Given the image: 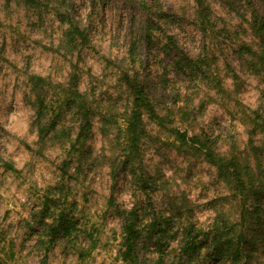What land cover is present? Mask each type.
<instances>
[{
  "label": "clouds",
  "instance_id": "9594fccd",
  "mask_svg": "<svg viewBox=\"0 0 264 264\" xmlns=\"http://www.w3.org/2000/svg\"><path fill=\"white\" fill-rule=\"evenodd\" d=\"M262 26V0H0V264H132L130 222L138 264H264Z\"/></svg>",
  "mask_w": 264,
  "mask_h": 264
},
{
  "label": "trees",
  "instance_id": "16d2710c",
  "mask_svg": "<svg viewBox=\"0 0 264 264\" xmlns=\"http://www.w3.org/2000/svg\"><path fill=\"white\" fill-rule=\"evenodd\" d=\"M261 30H262V32H264L263 27H262ZM76 34L77 35H81L80 33H76ZM261 63H264V60H262ZM176 64L179 65L178 62H176ZM133 91H134V93L136 95L137 105L138 106L139 105H144L145 107H147L149 109V111H152L151 106L149 105V103H148V101L146 99L144 87H142L139 82H137L135 84V86L133 87ZM81 110L84 113L85 120H87V109L86 108H82ZM153 116H155V113H153ZM139 123H140L139 116H138L137 113H134V123H133L130 131L135 133L136 129H137V125ZM181 139H183V136H181ZM138 144H139V139L134 137L133 138V144H132V151H133L134 154H138V152H139ZM204 146L205 145L202 144V147H204ZM209 156L212 157V153L211 152H209ZM239 167H240L239 163H237L234 160V161L230 162L227 165L222 164L221 165V171L227 175V173H228L230 168H235V169L238 170ZM140 182L142 184L147 183L143 179H141ZM249 183H250V181H249ZM240 188H241V190H246L247 193H248L247 196L245 197V200H244L245 212H246L247 211L246 208H247L248 202L250 200L256 199L258 197L259 188L257 186H255V185H252L251 187L245 189V183H243V182L240 183ZM61 219H63V217ZM135 219H136V215H135V212H133L132 213V220L134 221ZM161 222H165L166 223L167 221L160 220V217L158 216L156 218V220L154 221V223L151 225L152 232H155L158 229V226H159V224ZM245 223H246V218H245ZM127 231H128V234H129V239L127 241V243H128V255L131 256L132 264H138V258H137V256L134 253H135V246L137 244V240L140 238L141 233H139V232H137L135 230V228H134V226L132 225L131 222L129 223ZM152 232H149L147 236L152 237ZM163 235H166V233H164ZM240 238H241V240H243L244 236L241 235ZM213 244L215 245V247L217 249H219L220 247H226V248L230 249L232 247V241L230 239H226V240L217 239V240H215L213 242ZM190 251L193 254L198 251L196 243H190V245L184 249V253L185 254L189 253ZM237 255H239L238 252H237Z\"/></svg>",
  "mask_w": 264,
  "mask_h": 264
},
{
  "label": "rangeland",
  "instance_id": "374dc122",
  "mask_svg": "<svg viewBox=\"0 0 264 264\" xmlns=\"http://www.w3.org/2000/svg\"><path fill=\"white\" fill-rule=\"evenodd\" d=\"M262 3H264V0H262ZM135 7V5H134ZM141 9L146 11V8L141 5ZM135 19V17H134ZM264 29V26H262ZM171 44V41L169 42ZM136 44H133V50L136 49ZM178 62L179 65L176 64L177 69L181 67V61L176 60L175 63ZM67 167V165H65ZM259 191H258V197L256 199H252L248 202L247 204V211H246V223L249 225V227L253 230L255 229H261L264 230V183L259 185ZM249 207L251 208V211H249ZM160 220H163L162 217H160ZM167 235V234H166ZM143 237L140 235V238L137 240H141ZM148 240H151L152 237L147 236L146 237ZM137 248V244L135 246V250ZM197 253V252H195ZM194 253V254H195ZM138 258V257H137Z\"/></svg>",
  "mask_w": 264,
  "mask_h": 264
}]
</instances>
